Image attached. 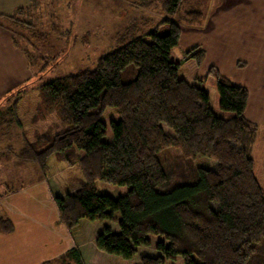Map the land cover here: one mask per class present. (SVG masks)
Here are the masks:
<instances>
[{
  "label": "trees",
  "instance_id": "trees-1",
  "mask_svg": "<svg viewBox=\"0 0 264 264\" xmlns=\"http://www.w3.org/2000/svg\"><path fill=\"white\" fill-rule=\"evenodd\" d=\"M32 1L19 9L21 16L38 14L40 0ZM181 2L135 1L142 9L160 4L174 16ZM204 21L202 12L189 11L148 33L128 28L94 68L41 86L44 111L55 114L65 130L56 132L54 126L34 141L23 133L22 148H0L41 170L54 154L81 168L79 187L57 195L55 202L68 230L82 220L101 226L93 247L104 260L264 264V189L253 157L259 127L246 117L250 92L212 65L194 77L196 83L214 86L210 100L204 88L180 72L182 63L199 69L206 51L195 45L182 57L174 53L180 24ZM19 26L27 30L34 21ZM18 103L8 104L12 113ZM108 108H115V117L104 118ZM199 158L216 165L195 164ZM100 181L124 193L99 191ZM13 230L11 221L0 218V232ZM73 254L78 264H87L79 251Z\"/></svg>",
  "mask_w": 264,
  "mask_h": 264
},
{
  "label": "rangeland",
  "instance_id": "rangeland-1",
  "mask_svg": "<svg viewBox=\"0 0 264 264\" xmlns=\"http://www.w3.org/2000/svg\"><path fill=\"white\" fill-rule=\"evenodd\" d=\"M135 1L40 0L38 14L31 16L34 27H27L25 30L19 25L22 21L29 22L31 18L28 13L21 16L19 9L30 6L33 1L0 0V26L7 29L13 37V46L11 42L7 44V52L10 50L11 53L15 48L20 51L22 57L16 60L12 56L11 60L5 62L3 66L0 65V77L4 79L6 86H11L0 100V148H22L23 133L29 141H34L39 135L37 133H44L52 127L55 128L54 126H56V132L67 128L60 123L55 114H48L51 111H44L42 85L56 78L94 68L99 58L114 49L119 34L128 28H134L138 33H148L165 19L180 21V16L185 12L200 11L204 14V24L202 27H192L182 22L180 24L182 36L179 44L174 48V53L182 57L189 48L200 45L207 52V58L199 69H193L187 63H182L180 72L194 84L196 83L195 75L203 76L210 66L215 65L236 86L248 88L250 101L246 117L259 127L253 151L255 174L264 189V39L256 43L257 35L246 34L243 29L232 26L237 29L233 35L234 42L227 41L226 45L223 44L222 14L227 0H182L175 16L168 14L160 4L153 8L142 9L136 7ZM15 16L21 22L16 23ZM256 32L259 31L256 30ZM261 37H264V31ZM15 65L21 67L17 72L13 69ZM13 74L15 76L10 80ZM8 78L9 81H7ZM196 84L204 88L210 100L214 99L213 85ZM14 100L19 101L17 113H12L8 105ZM115 114V108H108L104 118L115 117ZM109 140H111L110 137L105 138V141ZM11 161H15L14 157L0 155V171L3 172V177H0V195L5 190V184H34L41 178L42 173L49 178L50 183L48 185L47 181L42 182L39 188L31 192L39 198L44 196L43 191L48 194L52 192V188L62 193L69 192L72 186L81 183L84 179L78 165L69 168L67 163L59 161L55 154L49 158L46 169L41 170L39 177L31 167L28 168L29 166H22V164L16 166L17 164L14 163L9 165ZM195 164L206 167L216 165L214 161L204 158H199ZM27 173H29L28 177H26ZM96 187L104 193L114 195L124 193L123 189L106 182H97ZM24 198H19V202L24 200L26 202V196ZM27 203L32 204L29 200ZM28 208L42 220L44 226H52L55 235H63L55 236L53 240L50 239V234L44 227L31 223L20 225L22 229L19 230L20 233L23 234L28 229L35 233L36 240L26 242L24 246L25 252L28 250L26 253L29 261L33 264L35 262L78 264L69 246L70 241L72 242L71 235L65 225L67 230L61 227L57 210L54 209L51 213L50 207H46L38 213L33 211L35 209L32 210L31 206ZM119 217V213H115V218L119 219ZM116 232H119V229ZM48 235L49 240L46 241ZM106 260V264H125V260L121 257ZM0 264H3V261H0Z\"/></svg>",
  "mask_w": 264,
  "mask_h": 264
},
{
  "label": "crops",
  "instance_id": "crops-1",
  "mask_svg": "<svg viewBox=\"0 0 264 264\" xmlns=\"http://www.w3.org/2000/svg\"><path fill=\"white\" fill-rule=\"evenodd\" d=\"M233 10H235V12H233ZM238 20L241 26L238 24ZM222 21V34L224 45H226L227 41H229V43L234 42L233 35L235 30L237 29H234L233 27H239L240 29H243L246 34L254 33L255 35H257L255 38L256 43H260L264 39V37H261L262 31H264V0H227L224 3ZM202 25L192 27H202ZM256 30L259 32H256ZM12 38V34L7 29L0 26L1 66H3L5 62H7L9 59L11 60V58L13 57L16 60L22 58L20 51H18L14 47L11 53L10 50H8L10 55L7 52V44L12 43L13 46ZM242 66L246 67V65ZM20 68L21 67H19V65H15L13 69L17 72V70ZM15 74L10 77V80L13 79L12 77H14ZM7 81H9V78ZM10 87L11 86H6V84H4V79L0 77V100L4 92L9 91ZM0 155H5V157L9 156V158L14 157L15 161H11L9 165L14 163L17 164L16 166H20V164H22V166H29L28 168L31 167L32 170H34L36 176L39 177L41 169L38 165L33 163L21 162L17 159L14 154L8 153L7 151H0ZM68 167L70 168V166ZM2 174L3 172L0 171V177H3ZM28 176L29 173L26 174V177ZM47 178L48 177L42 173L41 178L38 181L34 182V184H5V190L0 195V218L8 219L9 221H11L14 230L11 233L0 232V261H3V264H33L29 261V256L26 253L28 250L25 252L24 246L26 242L30 243L36 240L35 233L29 229L23 234L20 233L19 230H22L20 229V225L31 223L33 225L44 227L49 232L50 239L53 240L55 236H63L61 234L55 235V230L52 226H44V224H42V220L37 218L34 212H32L28 207L31 206V209H35L33 211L37 212L41 211V209L45 210L46 207H50L51 213L54 211V209L58 212V208L55 202L56 196H62L73 192L79 187L80 183L75 186H72L69 192L62 193L59 190H55L52 188V192H50L49 194L43 191L44 196L42 198H39L38 196L35 197V193L31 192L39 188L38 186H40L39 184L42 182L47 181L49 185L50 180L49 178ZM25 196L27 198V201L29 200L32 203L31 205H28L27 201L25 202V200L24 202H19V198H24ZM16 201H18V203ZM7 211H9L10 213H8ZM57 214L61 227L67 230L60 220L59 212ZM67 231L70 233L72 238V242L70 241L69 243V246L72 249L71 254H73L74 250H77L81 253V256L84 258L87 264H106L105 261L107 260L102 259L100 255L101 253H98V251H96L93 247V239L95 235H97V233L101 231L100 225H93L82 220L78 227L71 231ZM48 240L49 235L46 241ZM24 258H26V260H24ZM20 259H22L23 261ZM35 264L39 263L35 262Z\"/></svg>",
  "mask_w": 264,
  "mask_h": 264
}]
</instances>
